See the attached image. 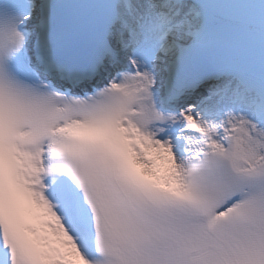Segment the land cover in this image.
I'll return each mask as SVG.
<instances>
[{"label": "snow or ice", "instance_id": "obj_1", "mask_svg": "<svg viewBox=\"0 0 264 264\" xmlns=\"http://www.w3.org/2000/svg\"><path fill=\"white\" fill-rule=\"evenodd\" d=\"M0 264H264V0H0Z\"/></svg>", "mask_w": 264, "mask_h": 264}]
</instances>
